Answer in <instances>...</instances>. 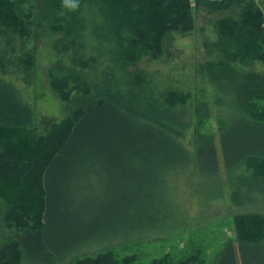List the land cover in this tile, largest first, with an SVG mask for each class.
Instances as JSON below:
<instances>
[{
  "label": "trees",
  "instance_id": "16d2710c",
  "mask_svg": "<svg viewBox=\"0 0 264 264\" xmlns=\"http://www.w3.org/2000/svg\"><path fill=\"white\" fill-rule=\"evenodd\" d=\"M195 4L212 13L238 9L216 21L221 60L215 68L222 76L235 75V61L264 63V11L256 0ZM87 14L111 29L113 58L122 66L160 58L172 32L195 27L191 0H0V71L22 69L32 84L37 51L25 42L41 36L40 25L61 33L64 42L78 39ZM17 37L22 42L14 46ZM242 78L231 113L217 115L221 167L215 139L200 141L194 154L183 145L190 123L176 108L187 96L179 101L174 93L165 103L137 97L105 76L89 92L92 98L79 99L86 103L70 124L37 137L33 110L0 80V264H120L106 247L164 230L158 217L172 212L167 176L178 167L221 168L231 177L244 164H262L239 191L241 200L264 201V110L255 105L264 99V76ZM194 112L198 120L211 116L204 99ZM236 229L237 249L243 254L252 246L253 264H264V216L240 215ZM236 257L230 247L224 264H237Z\"/></svg>",
  "mask_w": 264,
  "mask_h": 264
},
{
  "label": "rangeland",
  "instance_id": "374dc122",
  "mask_svg": "<svg viewBox=\"0 0 264 264\" xmlns=\"http://www.w3.org/2000/svg\"><path fill=\"white\" fill-rule=\"evenodd\" d=\"M259 1L264 11V0ZM29 2L36 4L38 0ZM191 5L194 29L187 33L172 32L160 58L143 56L127 66L115 63L111 29L105 22L95 20L93 14H87L86 28L78 39L64 42L59 39L63 37L61 33L45 31L40 25L41 36L25 42V46L36 47L37 51L32 84L26 80L25 72L15 67L0 71V80L15 87L21 100L33 110V130L37 137L70 124L86 103L79 99L92 98L89 92L105 76L121 81L124 91L137 97L142 95L165 103L174 93L179 101L187 96L186 104L176 108L185 122L190 123L182 137L184 147L194 154L200 141L215 139L220 155L221 129L217 115L231 113L237 98L235 87L243 82L242 75L250 72L264 76V63L235 61L232 64L235 75L222 76L215 68V63L221 60L216 21L232 14L236 16L238 9L234 13H212L196 8L195 0H191ZM21 42L18 38L13 45L19 46ZM60 42L65 43V50H58ZM54 80H59V87L53 85ZM198 99L207 102L210 117L199 120L195 117ZM255 103L264 110V99ZM220 158L221 167L224 166L222 154ZM261 165L249 162L231 177L223 174L221 168L216 173L213 168L193 166L173 169L167 176L172 182L165 188L172 212L164 220L158 217L164 230H152L150 234L141 231L139 236L116 240L106 251L114 254L120 264H224L223 257L232 247L237 264H247L246 259L248 264H253L252 246L248 251L246 247L243 254L241 248L237 249L236 221L245 214L264 216V201L259 197L253 201L241 200L239 191L247 187L255 167Z\"/></svg>",
  "mask_w": 264,
  "mask_h": 264
},
{
  "label": "clouds",
  "instance_id": "9594fccd",
  "mask_svg": "<svg viewBox=\"0 0 264 264\" xmlns=\"http://www.w3.org/2000/svg\"><path fill=\"white\" fill-rule=\"evenodd\" d=\"M70 7H72V8H75V7H76V5H75V4H71V5H70Z\"/></svg>",
  "mask_w": 264,
  "mask_h": 264
},
{
  "label": "crops",
  "instance_id": "0c3cea01",
  "mask_svg": "<svg viewBox=\"0 0 264 264\" xmlns=\"http://www.w3.org/2000/svg\"><path fill=\"white\" fill-rule=\"evenodd\" d=\"M258 5L261 7V2L259 0H256Z\"/></svg>",
  "mask_w": 264,
  "mask_h": 264
}]
</instances>
